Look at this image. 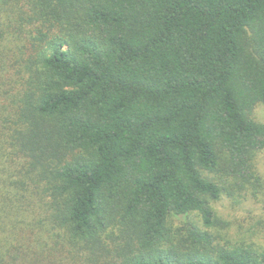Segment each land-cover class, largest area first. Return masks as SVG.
<instances>
[{
	"label": "trees",
	"instance_id": "16d2710c",
	"mask_svg": "<svg viewBox=\"0 0 264 264\" xmlns=\"http://www.w3.org/2000/svg\"><path fill=\"white\" fill-rule=\"evenodd\" d=\"M259 104L264 0H0V264H264Z\"/></svg>",
	"mask_w": 264,
	"mask_h": 264
},
{
	"label": "rangeland",
	"instance_id": "374dc122",
	"mask_svg": "<svg viewBox=\"0 0 264 264\" xmlns=\"http://www.w3.org/2000/svg\"><path fill=\"white\" fill-rule=\"evenodd\" d=\"M254 117L264 123V104L256 106ZM255 161L264 177V150L257 154ZM231 181H226L225 185H230ZM255 190V194L252 190H228L219 200L213 202L216 212L225 223L214 230L221 235L222 243L230 241L264 247V187ZM192 218L201 224L196 215Z\"/></svg>",
	"mask_w": 264,
	"mask_h": 264
}]
</instances>
